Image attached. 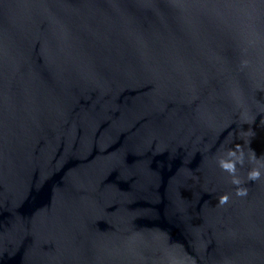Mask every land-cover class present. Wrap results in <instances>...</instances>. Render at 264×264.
<instances>
[{
    "label": "water",
    "instance_id": "95a60500",
    "mask_svg": "<svg viewBox=\"0 0 264 264\" xmlns=\"http://www.w3.org/2000/svg\"><path fill=\"white\" fill-rule=\"evenodd\" d=\"M0 264H264V0H0Z\"/></svg>",
    "mask_w": 264,
    "mask_h": 264
},
{
    "label": "clouds",
    "instance_id": "9594fccd",
    "mask_svg": "<svg viewBox=\"0 0 264 264\" xmlns=\"http://www.w3.org/2000/svg\"><path fill=\"white\" fill-rule=\"evenodd\" d=\"M222 167H224L225 169L232 171L234 169V165L231 161H221ZM250 177L255 178L256 176L259 175L258 171L253 170L252 172H250ZM226 199V197L224 198ZM223 202V201H222Z\"/></svg>",
    "mask_w": 264,
    "mask_h": 264
}]
</instances>
